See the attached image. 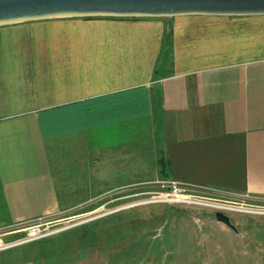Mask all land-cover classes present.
<instances>
[{
    "label": "crops",
    "instance_id": "1",
    "mask_svg": "<svg viewBox=\"0 0 264 264\" xmlns=\"http://www.w3.org/2000/svg\"><path fill=\"white\" fill-rule=\"evenodd\" d=\"M154 106L172 182L264 202V16L0 27V230L60 213L50 143Z\"/></svg>",
    "mask_w": 264,
    "mask_h": 264
},
{
    "label": "rangeland",
    "instance_id": "2",
    "mask_svg": "<svg viewBox=\"0 0 264 264\" xmlns=\"http://www.w3.org/2000/svg\"><path fill=\"white\" fill-rule=\"evenodd\" d=\"M118 124L117 146L88 132L48 145L60 213L0 230V264H264V202L172 187L158 106Z\"/></svg>",
    "mask_w": 264,
    "mask_h": 264
},
{
    "label": "water",
    "instance_id": "3",
    "mask_svg": "<svg viewBox=\"0 0 264 264\" xmlns=\"http://www.w3.org/2000/svg\"><path fill=\"white\" fill-rule=\"evenodd\" d=\"M264 16V0H0V27L67 18L163 19ZM173 213L182 211L171 208ZM216 220L232 227L227 217Z\"/></svg>",
    "mask_w": 264,
    "mask_h": 264
},
{
    "label": "bare ground",
    "instance_id": "4",
    "mask_svg": "<svg viewBox=\"0 0 264 264\" xmlns=\"http://www.w3.org/2000/svg\"><path fill=\"white\" fill-rule=\"evenodd\" d=\"M173 198H176V199H171L170 202H178V203H189V201H185V196H181V195H176L174 196ZM218 209H223V210H232V208H229V207H225V206H218L216 207ZM258 214H264V211L262 212H258Z\"/></svg>",
    "mask_w": 264,
    "mask_h": 264
},
{
    "label": "built area",
    "instance_id": "5",
    "mask_svg": "<svg viewBox=\"0 0 264 264\" xmlns=\"http://www.w3.org/2000/svg\"><path fill=\"white\" fill-rule=\"evenodd\" d=\"M170 184L172 185V187H175V186H178L176 183H174V182H170Z\"/></svg>",
    "mask_w": 264,
    "mask_h": 264
},
{
    "label": "trees",
    "instance_id": "6",
    "mask_svg": "<svg viewBox=\"0 0 264 264\" xmlns=\"http://www.w3.org/2000/svg\"><path fill=\"white\" fill-rule=\"evenodd\" d=\"M169 35L167 36V39H168Z\"/></svg>",
    "mask_w": 264,
    "mask_h": 264
}]
</instances>
